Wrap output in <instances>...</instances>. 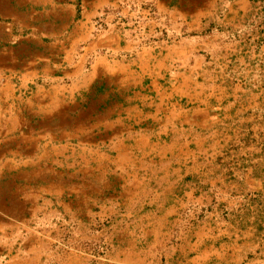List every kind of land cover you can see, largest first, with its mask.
Segmentation results:
<instances>
[{
  "label": "crops",
  "instance_id": "0c3cea01",
  "mask_svg": "<svg viewBox=\"0 0 264 264\" xmlns=\"http://www.w3.org/2000/svg\"><path fill=\"white\" fill-rule=\"evenodd\" d=\"M210 5L228 8L219 16ZM247 6L248 0H0V195L6 197L12 174L22 190L75 178L96 205L133 214L136 228L152 230L170 222H143L149 207L182 211L198 202V181L238 175L251 183V205L259 209L262 99L249 115L254 125L242 113L232 141L231 127L214 122L215 109L223 119L230 115L223 110L228 102L200 91L216 83L220 49L225 67L224 45L200 42L229 36L225 23L213 24L220 18L254 19L242 12ZM220 164L238 173L215 172ZM259 211L250 237L240 232L242 221L233 222L238 234L211 238L201 250L181 237L159 264H264ZM158 239L163 250L168 239ZM146 258L138 254L130 264Z\"/></svg>",
  "mask_w": 264,
  "mask_h": 264
},
{
  "label": "rangeland",
  "instance_id": "374dc122",
  "mask_svg": "<svg viewBox=\"0 0 264 264\" xmlns=\"http://www.w3.org/2000/svg\"><path fill=\"white\" fill-rule=\"evenodd\" d=\"M248 2L251 7L247 6L242 12L257 14L254 19H242L233 13L232 20L222 21L220 18L213 24L223 27L225 23L229 36H207L204 43L200 42V45H224L225 67L220 49L216 53V57L220 58L218 65L216 61L220 67L215 70L216 83L201 86L200 91L228 102L223 110L230 115L223 119L215 109L214 116L220 119L214 122L231 127L229 137L232 141L239 139L238 126L242 123V113H247L246 124L254 125V118L249 115L258 99H262L264 132V0ZM210 8L221 16L228 7L210 5ZM247 139L252 137L247 134ZM228 168L238 173L237 166L228 167L226 164L217 165L218 171L215 172H224L229 177ZM12 175L11 182H6V197L0 195V264H130V258L134 259L138 254L147 256L146 264H159L164 251L174 250L181 237L183 244L190 239L197 243L194 248L201 250L206 248L211 238H221L228 231L231 237L238 234L234 224L239 221L247 222L246 229L239 230L250 237L253 229L249 227V222L260 214L259 209L264 216V196L257 199L262 204L258 205L259 209H254L251 205L253 198L249 194L251 183L240 181L238 175L227 180H215L209 175L211 180L198 181V202L188 204L182 211H168L171 207L167 205L158 210L149 207L151 211L158 212H148L149 217L146 213L142 214L143 222L147 220L152 226V220L156 218L158 221L159 217L170 222L166 228L153 227L152 230L136 228L133 225L136 216L133 214L131 217L118 210L112 211L110 205H96L94 195L85 194V181L75 178L52 182L39 180L31 182L33 186L29 188L23 186V191V182H15ZM2 181L1 187L5 184ZM15 184L19 185L18 188ZM31 192L35 196L31 197ZM174 221L182 223L180 228L174 227ZM159 237L169 241L164 243L163 250L157 243Z\"/></svg>",
  "mask_w": 264,
  "mask_h": 264
}]
</instances>
